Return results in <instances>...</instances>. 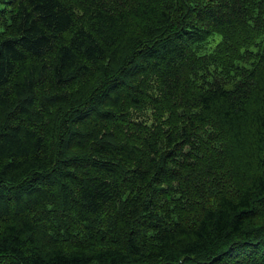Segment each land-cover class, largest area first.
<instances>
[{"label": "trees", "instance_id": "16d2710c", "mask_svg": "<svg viewBox=\"0 0 264 264\" xmlns=\"http://www.w3.org/2000/svg\"><path fill=\"white\" fill-rule=\"evenodd\" d=\"M0 264H264V0H0Z\"/></svg>", "mask_w": 264, "mask_h": 264}]
</instances>
